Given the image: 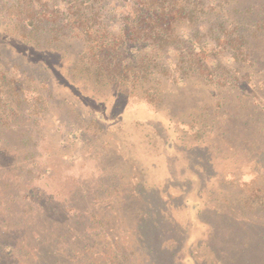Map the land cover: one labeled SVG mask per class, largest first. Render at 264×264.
Listing matches in <instances>:
<instances>
[{
  "label": "rangeland",
  "instance_id": "obj_1",
  "mask_svg": "<svg viewBox=\"0 0 264 264\" xmlns=\"http://www.w3.org/2000/svg\"><path fill=\"white\" fill-rule=\"evenodd\" d=\"M31 1L0 0V64L31 89L0 105V264H148L137 228L161 203L183 264H264V0L212 1L248 34L242 60L203 26L206 69L172 70L200 50L184 39L168 73L120 86L86 70L73 0Z\"/></svg>",
  "mask_w": 264,
  "mask_h": 264
},
{
  "label": "trees",
  "instance_id": "obj_2",
  "mask_svg": "<svg viewBox=\"0 0 264 264\" xmlns=\"http://www.w3.org/2000/svg\"><path fill=\"white\" fill-rule=\"evenodd\" d=\"M112 1H116L118 5H123L124 11L120 13L122 16L117 20L120 23L118 31L109 35V30L106 27L109 22L106 19H109L110 13L116 12L115 8L107 9ZM212 1L73 0L74 3L69 8L71 10L73 7L74 23L79 21L85 30V46L87 48L85 57L86 63L90 64L86 70L95 74L96 81L105 79L107 84L126 85V80L131 79L132 84L137 85L144 78L150 82L149 75L157 76L158 73L162 72L161 70L165 73L169 72L167 69L172 68L169 63L172 59L170 54L178 53L179 44L184 39L194 41L195 38V45L200 46L199 52H195L194 46L191 51L189 50V65L187 67L183 65L187 55L181 54L180 58L175 59L176 68H172L176 72L179 70L187 72L197 68L195 65H198L199 60L194 57L199 53H205L207 49L201 40L203 36L200 37V28L203 26H208L211 34L217 31V34L213 35L215 46H219L222 52H229L233 59L242 60L243 56L247 54L245 48L249 40L248 34L244 33L238 23L233 25L231 22L227 27L226 22H224V15H218L219 19L215 20L214 23L210 22L211 11L214 8ZM217 2L218 5L223 4V0H217ZM30 3H32L31 0ZM28 7L27 13H20L21 24L19 25L24 26V23L28 19L30 20L32 16V21L26 23L28 27L31 24L30 33L32 35L40 27L34 23V7L31 5ZM56 20L53 17L40 21L51 24L56 23ZM183 29L186 33L188 32V35L182 33ZM189 30H194V33L190 34ZM199 63L200 70L202 67L206 69L205 64L201 61ZM10 71L9 64H5L3 68L0 64V105L5 107V103L10 106L8 109L18 110L21 103L26 100L24 98L25 90L30 91L31 89H26L24 77L11 76ZM34 98V101H39L38 95ZM36 106H40V104ZM3 128L10 129L6 124L0 125V129L4 131ZM161 206L162 203L158 207L154 205L155 209L151 211L152 215L150 217L142 216L137 228L140 241L145 246H149V255L154 260L152 261L149 257L150 262L148 264H164L166 262L168 264H183L179 255L175 254V251H170L167 245L170 238L169 234L172 233L176 223L171 222L170 225L166 223L165 218L160 213ZM167 237L169 238L167 239ZM123 258L129 260L128 255H124Z\"/></svg>",
  "mask_w": 264,
  "mask_h": 264
}]
</instances>
